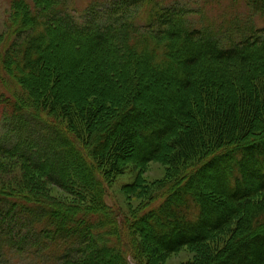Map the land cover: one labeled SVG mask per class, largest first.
<instances>
[{"label":"trees","instance_id":"16d2710c","mask_svg":"<svg viewBox=\"0 0 264 264\" xmlns=\"http://www.w3.org/2000/svg\"><path fill=\"white\" fill-rule=\"evenodd\" d=\"M244 3L255 14L229 33L175 0H11L0 170L37 176L0 171V264H145L187 246L197 255L184 264H264V24L253 20L264 0ZM79 69L83 97L63 84ZM112 88L125 100L106 101ZM33 122L48 144L37 157L21 141ZM50 153L68 165L64 199L42 182H57L39 163ZM154 161L174 179L159 201L129 215L106 201L109 182Z\"/></svg>","mask_w":264,"mask_h":264},{"label":"rangeland","instance_id":"374dc122","mask_svg":"<svg viewBox=\"0 0 264 264\" xmlns=\"http://www.w3.org/2000/svg\"><path fill=\"white\" fill-rule=\"evenodd\" d=\"M87 1L88 0H78V8H81L82 10L84 8L83 3H86ZM172 1L174 0H164L165 3H171ZM175 1L181 2L190 7L191 10H193L191 20H194L199 24H201L200 22H203V24H206V26L211 25L212 27H218L223 22V25H221V27L223 29H227L229 33L231 32V27H234V25L236 24L242 23V14H249L250 17L255 14L254 10L244 3V0ZM10 3L11 0H0V33L4 30V22L7 17L8 10L10 9ZM246 16L248 15H245L244 17L246 18ZM253 20L259 26L264 24L262 19H260L257 15L253 17ZM68 48H71V46H68ZM63 52H65V50H63ZM63 55L65 58V54H60L59 57ZM79 56L84 57L88 65H92L95 62V60H90V58L87 56V53H84L83 50L81 51V54ZM73 57L76 58V55H74ZM53 59L57 63L61 62V60H59L60 58L58 57H49V60ZM72 61L74 62V59ZM83 69H79L78 74L73 75V78L68 77L71 74L66 76L63 84L65 86L64 89L66 92H68V94L75 95V97H83V91L86 87L85 83L87 80V76L84 75ZM39 82L40 81H38V83ZM38 83L37 85L38 87H40ZM29 92H32L31 88L29 89ZM121 92L122 90L118 88H112L106 91L104 98L106 101H109V99L112 97L114 98V100H116V102H118V100L124 101L125 98H123ZM35 124L36 122H33V124H29V126H24L26 127V129H23L24 131L20 132L21 134H24V132H26V137L22 138L21 141H25L26 146H29L31 150L35 147L31 153H33V155L37 157V155H40V147H43L45 145L47 146L48 144L45 141V136L39 133L38 125L36 126ZM30 131H33V133L35 134V146H32L31 137H28V134H31ZM15 140L17 139L15 138L13 140L10 138L9 143H15ZM40 159L41 160L39 163L46 167V171H48V173L54 177L53 179L57 180V182H51L47 178L48 175L46 174V172L42 173V182L44 183V186L49 187V192H51L52 195L64 199L66 197V193L65 190L62 189L63 187L59 185V183L60 179L63 178V176H66V168L68 165L58 164L55 160H52L53 157L51 156V153L50 156L45 160L41 157ZM6 167L11 168V170H8L7 168L3 170V172L0 170L2 172L1 178H13L21 183H27L32 179V177L35 178L37 176V173L34 175V169L31 165L30 168L29 166L22 167L18 165ZM180 169L181 168L178 169V172H180ZM171 170V166L160 161L148 163L144 168H129L123 174L117 176L116 179L108 183L109 185L107 187V195L105 197L106 201L109 204L116 206L118 210L123 211V213L127 215H129L130 213H134L144 203L150 202L154 204L160 200L162 194L166 192L174 182V179L170 177L171 175H173V173L170 174ZM68 183L72 184L69 182V180L66 184ZM159 195H161V197ZM40 250L37 252L39 254L33 256L35 258L32 257L35 261L37 260L38 256L41 257L40 255L43 254V252ZM196 253L197 252L194 248L187 246L175 253L168 255L162 260V262L156 261V259L154 261L157 264H184L187 261L193 260L197 255ZM1 254H3V252H1L0 250V255ZM129 259L131 261V264L138 263H136V261L132 257H129ZM154 261L150 263L148 260V262H145V264H154ZM19 264H37V262H30L29 259L25 258V262L21 261Z\"/></svg>","mask_w":264,"mask_h":264}]
</instances>
